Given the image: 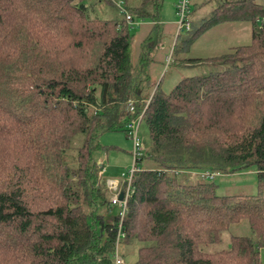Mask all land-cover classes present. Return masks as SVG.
<instances>
[{
  "label": "trees",
  "instance_id": "1",
  "mask_svg": "<svg viewBox=\"0 0 264 264\" xmlns=\"http://www.w3.org/2000/svg\"><path fill=\"white\" fill-rule=\"evenodd\" d=\"M86 1L0 0V145L16 146L7 153L14 161L0 163V264H113L116 239L142 242L133 264H262L264 6L220 0L187 45L237 20L253 24L252 42L211 58L207 75L143 95L148 76L133 71L125 14L92 17ZM100 1L122 3L137 19L160 17L161 0ZM142 113L151 146L121 213L92 153L104 148L102 133L127 132ZM250 167L253 194H219L209 177ZM240 222L249 234L231 232Z\"/></svg>",
  "mask_w": 264,
  "mask_h": 264
},
{
  "label": "rangeland",
  "instance_id": "2",
  "mask_svg": "<svg viewBox=\"0 0 264 264\" xmlns=\"http://www.w3.org/2000/svg\"><path fill=\"white\" fill-rule=\"evenodd\" d=\"M177 1L161 0V6L158 11L160 13L159 19L156 22L149 19H140L138 27L130 32V57L133 71L141 70L145 72L142 75L147 74L148 76L146 80L141 78L143 95L151 93L158 84H160L161 90L168 93L184 77L207 75L214 67L209 62L211 58L220 57L234 47L248 45L252 42L253 24L249 21L237 20L223 21V23L213 25L187 45L186 37L195 31L201 20L209 18L212 13L211 10L221 3H219L220 0H192L189 19L194 29L192 27V32L179 33L177 32L179 16L175 10ZM256 1L264 6V0ZM86 2V4L92 3L91 5L94 9L93 13H90L92 17L96 15L105 19H117L123 16L119 13L120 11L118 12L119 8L115 3L108 4L100 0H88ZM139 3L140 0H127V5L131 7H136ZM65 16V19L73 17L70 13H66ZM155 24L156 27H154ZM255 28H259L258 22L255 23ZM170 52L173 55L172 62L170 60L167 61ZM190 59L197 60L191 62ZM138 136L140 141L143 142L142 153H144L151 146V142L148 127L143 120L139 125ZM98 140L104 145V148L94 151L92 158L98 162L99 178L104 182V186H106L107 179L115 178L120 182L121 190H124L127 186L124 178L128 174L133 161V157L130 155L133 149V142L129 138L128 133L122 129L106 131L99 136ZM2 143L0 145V163L8 164V162L14 161V158L7 156V153L13 156V148L15 149L16 147L15 141H2ZM106 146H115L116 148L107 150ZM75 151L76 148L71 149L65 155V159L70 165H76ZM102 167H104L103 173L100 172ZM195 177H197L195 174H191L190 179L193 180ZM181 178H185V175ZM214 181L218 183L217 192L219 194L243 192L253 194L257 191L255 167H250L234 174L215 173ZM107 190L110 193L108 188ZM113 210L115 211L117 208L115 207ZM231 232L237 235L249 234V224L240 222L233 225ZM229 236V231L223 235L221 245L228 244ZM119 242V253L123 256L125 263H135L139 259L138 248L142 242L133 239L129 242L120 239ZM260 252L261 263L264 264V248L260 249Z\"/></svg>",
  "mask_w": 264,
  "mask_h": 264
},
{
  "label": "built area",
  "instance_id": "3",
  "mask_svg": "<svg viewBox=\"0 0 264 264\" xmlns=\"http://www.w3.org/2000/svg\"><path fill=\"white\" fill-rule=\"evenodd\" d=\"M191 1L192 0H178L176 5H175L176 13H178V16H179L178 31H177L179 33H181V32L188 33L192 30L193 26H192V23L189 19ZM117 6H118L120 12L122 14H125L124 15L125 21L128 24V26L132 29H135L136 27H138V25L140 24V19L138 18V20H137L136 18L133 17L132 14L128 13L125 10L124 4L122 5V3H118ZM172 57H173L172 52H170V55L167 58V61L170 60V62H172ZM130 105H131V110H132L133 109L132 108V105H133L132 102ZM142 116H143V113L141 115H139L138 117L133 118L126 125L128 136L131 139V141L133 142V149H132L131 154H130L133 157V161H132L130 169L128 170L129 171L128 174L124 178L126 185H127L126 188L124 190H121L120 182L115 178L106 180V186L110 190V200L113 203V205L115 203L122 205L121 213H123L125 211V209L127 207V203H128V198H129L130 194L133 192V187L130 185V181L132 179L133 174L136 171H138L136 161L141 158L142 150L144 147L143 142L140 141V138L138 136V132H139L138 127L141 123ZM103 171H104V167L101 168L100 172L103 173ZM214 175H215V173L210 174L209 177L213 178ZM120 192L123 193L122 199L118 198ZM117 236L119 238V234ZM111 257L113 258V264H126L124 258L119 253V239H116L115 251Z\"/></svg>",
  "mask_w": 264,
  "mask_h": 264
},
{
  "label": "water",
  "instance_id": "4",
  "mask_svg": "<svg viewBox=\"0 0 264 264\" xmlns=\"http://www.w3.org/2000/svg\"><path fill=\"white\" fill-rule=\"evenodd\" d=\"M122 196H123V193L120 192L118 198H119V199H122Z\"/></svg>",
  "mask_w": 264,
  "mask_h": 264
},
{
  "label": "crops",
  "instance_id": "5",
  "mask_svg": "<svg viewBox=\"0 0 264 264\" xmlns=\"http://www.w3.org/2000/svg\"><path fill=\"white\" fill-rule=\"evenodd\" d=\"M158 29V28H157ZM130 154H131V152H130Z\"/></svg>",
  "mask_w": 264,
  "mask_h": 264
}]
</instances>
